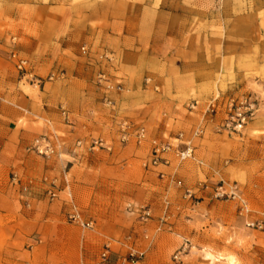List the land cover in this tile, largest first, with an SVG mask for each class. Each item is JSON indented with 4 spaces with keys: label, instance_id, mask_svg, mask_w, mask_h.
Masks as SVG:
<instances>
[{
    "label": "crops",
    "instance_id": "crops-1",
    "mask_svg": "<svg viewBox=\"0 0 264 264\" xmlns=\"http://www.w3.org/2000/svg\"><path fill=\"white\" fill-rule=\"evenodd\" d=\"M29 1L32 2L34 19L44 20L51 17L56 12L54 8L58 6L68 3L75 5L76 12L73 7L69 9L72 12L67 11L68 7L60 10L61 21L70 16L67 18V25H62L63 35L60 39L53 41L51 33L46 40L50 47H30L31 57L37 67L45 65L55 69L51 71V75L56 74L59 66L67 69L66 79L48 82L43 87L40 93L47 108L38 114L45 117V134L58 139L59 134L62 135L61 139L66 141V145L59 149L61 158L52 157L40 162L46 168L45 174L49 182L60 189L58 198L47 207L46 214L33 220L34 228L42 233L37 238L40 242H35V238H19L20 233L15 230L10 240L5 239V229L15 228L17 220L6 222L4 213L0 210V264H117L114 260L120 259L122 252L134 249L143 253L144 237L139 232L142 227L138 225L139 222H135L137 216L127 209H124L126 218L121 225H117L114 218H106L102 207L91 206L95 201L91 193L102 184L88 185L84 181L91 178L105 180L111 190L117 186L114 163L120 161L128 148L134 159L143 161L149 156L154 141L176 145V136L181 132L188 138L202 117L200 106L188 108L192 99L210 101L219 93L235 90L261 93L260 82L254 84L247 76L260 69L262 47H243L245 42L239 39L240 47H228V34L225 35L223 31L221 34L210 32V41L198 47L195 30L197 16L196 10L191 7L194 5L192 0H104L102 3L97 0H88V3L87 0ZM86 4L94 5L92 11L86 12ZM100 4L107 7L102 14L97 10ZM40 13L41 16L38 15ZM75 35H82L84 40L86 37L93 45H97L91 48L97 53L107 51L113 54L114 62L104 72L113 82H121L125 89L122 93L111 96L115 110L106 108L101 102L103 91L95 85L97 68L94 59L86 58L80 51L81 47H69ZM206 35L207 32L205 37ZM15 39L14 37L13 40ZM214 41L218 43L215 44ZM58 43L60 47H55ZM100 43H106L109 47H100ZM34 44H37L36 40ZM42 60L44 62L41 64ZM61 106L67 108L73 130L64 122L59 110ZM29 109V105L21 101L20 106L11 112L12 118L24 116ZM122 121L143 123L147 131L146 139L138 145L132 144L130 140L119 148L108 145L105 141L107 151L110 152L91 147L92 139L98 136L113 139L118 133V124ZM211 124L213 123L206 124L204 137L192 139V145L193 148L196 146L194 153L203 147L205 157L220 164L224 155L215 148L227 144L229 137L213 133ZM251 128L264 133V125L261 123L253 122ZM263 138L261 135L255 137L253 141L256 143L253 146L256 144L255 147L260 148ZM77 139H80L81 145H77ZM164 156L169 164H160L152 169L158 174H174L179 178L184 176L186 164L179 168L173 167L174 153L169 152ZM62 158L74 159L68 172L61 171L65 164ZM5 163L11 164V160L2 155L0 164L5 167ZM80 167L84 171L69 177L72 170ZM95 167L102 170L88 172ZM209 167L208 176L217 175L215 169ZM20 168L24 173L20 186L32 184L31 188L38 191L36 173L27 172L25 165ZM195 174L194 178H199L200 173ZM122 175L126 180L131 178L126 174ZM132 186L129 182L122 183L125 194H129ZM6 188L15 190L19 187L10 182ZM88 190L91 192L86 201L90 207L100 210L95 217L96 226L85 229L90 233L68 236L69 225L65 217L72 207L77 209L73 199L80 194H88ZM200 210V216L205 221L216 219L211 210ZM209 224L207 223L210 227ZM15 232L18 237L17 234L13 236ZM117 233H125L126 236L118 240ZM106 246H109V258L106 263H101L100 254Z\"/></svg>",
    "mask_w": 264,
    "mask_h": 264
},
{
    "label": "rangeland",
    "instance_id": "rangeland-1",
    "mask_svg": "<svg viewBox=\"0 0 264 264\" xmlns=\"http://www.w3.org/2000/svg\"><path fill=\"white\" fill-rule=\"evenodd\" d=\"M103 1L97 0L99 3ZM192 1H194V5L191 7L196 10L197 16L195 30L197 31L198 47L210 41L211 37L208 34L212 31L220 34L223 31L225 35L228 34V47H240L238 39L245 42L243 47H262L260 69L256 70L253 75L247 76L253 80L254 84L257 81L260 82L261 93L235 90L218 94L220 97H250L254 100L257 112L242 132L233 134L218 132L215 129L217 121H220L222 117L221 114H218L216 120L211 124L213 133L224 134L229 137L227 144L215 148L224 155L222 163H215L210 158H206L203 147L194 153L195 160L189 159L178 163L175 159L173 167L179 168L182 164H186L184 176L179 178L173 174L175 181L180 180L182 182L181 186L172 180L161 178V174L156 173L152 168H143V161L134 159L130 155L129 148L120 158V161L114 163V170L117 173V186L115 188L108 189L106 185L108 181L105 180L98 181L91 178L84 181L88 185L102 184L91 193L95 200L91 206L102 207V213L105 217L114 218L117 225H121V222L125 220L124 209H127L128 204L146 205L151 209V217L148 221L140 223L138 218L135 220L142 227L139 232H142L144 237V251L141 259L136 263H129L123 260L128 257L129 252H122L119 256L120 259L114 260L117 264H264V228L258 230L246 227L242 218L237 214V206L234 201L215 199L211 195V188L220 181L235 182L239 185L247 201L251 211L250 218L264 221V138L260 141V148L255 147L256 144L253 146L256 143L253 139L260 135L264 136V133L251 128L253 122L264 125V99L262 98L264 96V0ZM31 5L32 2L29 0H0V144L3 146L0 157L6 155L11 160V164H4L5 167L0 164V210L3 211L6 222L17 220L15 228L5 229V239L7 240H10L14 230L20 233L19 238L27 237L36 240L42 236L41 231L34 228L33 220L40 219L46 214L47 207L56 201L55 199L58 198L60 192L56 184L49 182L47 174H45L46 168L40 164L42 160L49 159L29 151L27 148L36 138L50 136L46 135L43 129L45 117L38 115L47 108L40 92L45 85L47 86L46 83L66 79L67 69L59 66L56 69V74H54V79L49 81L48 77L51 75V71L55 69L45 65L37 67L31 57L30 47H50L46 40L51 33H53V41L60 39L63 35L62 25L66 26L67 18L70 17L61 21L59 19L62 14L60 10L68 7L67 11L72 12L69 9L73 7L74 12H76V9L75 5L70 3L62 7L58 6L54 8L56 12L52 13L56 17L51 14V17L44 20V18L34 19L35 13L31 11ZM92 6L94 5L86 4V12L92 11ZM173 7L176 6L173 5ZM106 9L107 7L103 4L97 7L101 14ZM38 15L41 16V13ZM14 37L15 40H13ZM35 40L37 44H34ZM217 41L214 43H218ZM70 42L69 47H86V52H83L81 48L80 51L86 58L94 59L97 68L94 77L95 85L103 91L104 89L97 83V76L104 73L113 82L109 75L104 72V69L114 62L113 54L107 51L97 53L91 49L97 45H93L86 37L84 40L82 35H75ZM100 44V47H109L106 43ZM20 47L23 49L20 50ZM55 47H60V44L58 43ZM12 51H16L21 58H27L30 63L27 74L16 69L11 59ZM43 62V60L40 61L41 64ZM36 79H40L41 84H36ZM122 86L124 87L123 84ZM114 93L122 92L109 93V96L111 97ZM104 95L103 91L102 104L106 108L115 110V105L108 107L103 103ZM111 99L113 98L111 97ZM192 100L198 101L201 112L204 111L209 102H203L197 98ZM21 101L29 105L30 111H26L24 116L14 119L11 112L20 106ZM62 108L67 110L66 107L61 106L59 107L60 112ZM69 126L72 129L73 123L71 122ZM117 132L113 139L109 140L103 136H98L96 139H102L104 143L106 141L108 145H113V147L115 145L116 148L122 147L130 140L132 144L138 145L135 138L131 137L132 135L126 143L120 141L119 124ZM59 136L62 147H64L66 141L62 140V135L59 134ZM79 140L77 139L76 142ZM107 149L105 147L97 148L98 151L110 152ZM195 149L196 146L193 151ZM235 155L237 156L235 157ZM66 159H64L65 164L61 170L63 173L68 172L74 162V159ZM87 162L89 166L90 161ZM23 165L26 166L27 172L36 173L35 177L39 181V184L36 185L38 191L31 188L32 184L20 186L21 177L24 175L20 167ZM209 166L215 169L217 175L208 176ZM100 170L102 169L95 167L90 168L88 172L95 173ZM81 171L84 169L76 168L70 172L69 177H73ZM196 172L200 173L197 179L194 178ZM204 173L205 175H203ZM122 174L131 178L126 180ZM13 176H15V180H13ZM10 182L19 188L9 190L6 187ZM124 182L133 185L129 194H125L122 189ZM24 187L26 188L22 191ZM53 189L57 194L54 200L48 194ZM187 190L193 193L191 197L185 195ZM90 192L88 190V194L84 196L80 194L78 198L73 200L80 214L88 221H92L95 228V217L100 213V210L90 207L86 201ZM73 193L75 195V192ZM199 209L211 210L212 216L216 219L209 222L205 221L203 216H200ZM194 211L196 212L194 213ZM65 220L69 225L68 236L76 237L84 232H91L69 222L67 216ZM207 223H210V227ZM124 236H126L125 233H117L116 239L119 240ZM185 240L189 242L187 254L182 260L175 261L173 254Z\"/></svg>",
    "mask_w": 264,
    "mask_h": 264
},
{
    "label": "built area",
    "instance_id": "built-area-1",
    "mask_svg": "<svg viewBox=\"0 0 264 264\" xmlns=\"http://www.w3.org/2000/svg\"><path fill=\"white\" fill-rule=\"evenodd\" d=\"M83 52H86V47L81 48ZM11 59L14 62L16 69L21 73H28L30 63L27 59L19 57L16 51H12ZM110 59V58H109ZM54 79V75H50L48 80ZM97 83L104 89L103 103L108 107H114V101L109 96V93L123 92L124 87L119 82H111L104 73L98 74ZM36 84H41L40 79H36ZM198 106V101L191 100L188 103L189 109H194ZM257 112L255 108L254 100L250 97H220L217 95L211 99L205 106L202 112L201 122L199 125L192 130L188 138L185 137L184 133H179L176 136L177 144L173 145L169 142H156L154 141L151 145L149 157L142 162V166L145 169L156 167L160 164L168 165L169 160L164 156L166 153L173 152L174 157L178 163H182L186 160H195L193 151L192 139L202 137L206 132V124L212 123L216 120L217 115L221 114L220 121H217L215 129L218 132H226L229 134L240 133L246 127L250 120H252ZM61 116L66 124L71 123V118L68 111L64 108L61 110ZM120 141L126 143L132 135L138 144L142 143L146 139L147 131L144 124H134L129 121H122L119 123ZM77 145H81V141H77ZM60 140L53 136H44L36 138L32 144L27 148L29 151H33L47 159L52 157L61 158L59 149L62 148ZM92 148L105 147L107 145L102 139H93L91 141ZM3 151V146L0 144V154ZM201 163V162H200ZM161 178H167L172 180L178 186L182 185L180 180L175 181L174 175L161 174ZM15 180V176H13ZM207 188V187H206ZM50 198L53 200L57 197L55 190L48 192ZM192 192L186 191V196L191 197ZM211 195L215 199H228L235 202L237 206V214L242 218L244 225L248 228H254L262 230L264 228L263 220H253L250 218V209L247 201L243 195L239 185L235 182H224L220 181L214 187L211 188ZM127 210L137 216L141 223L148 221L151 217V209L146 205L128 204ZM67 219L69 222L78 225L84 229H93V222L85 220L80 212L72 207L71 211L67 213ZM35 242H40L36 239ZM31 247V246H30ZM189 242L185 240L180 248L173 254L175 261H180L187 254V248ZM142 257V253L136 252L134 249H130L128 257L124 258V261L129 263H136ZM109 258V246H106L103 252L100 254L101 263H106Z\"/></svg>",
    "mask_w": 264,
    "mask_h": 264
}]
</instances>
